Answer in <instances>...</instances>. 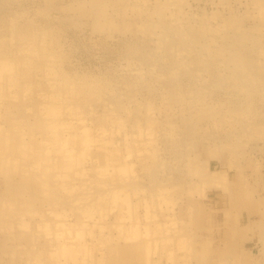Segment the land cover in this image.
<instances>
[{"label": "bare ground", "instance_id": "obj_1", "mask_svg": "<svg viewBox=\"0 0 264 264\" xmlns=\"http://www.w3.org/2000/svg\"><path fill=\"white\" fill-rule=\"evenodd\" d=\"M134 1L120 0L123 13L134 16H122V27L133 24L149 40L154 36L156 49L166 55L163 67L156 65L162 57H152L158 52L151 46L140 52L143 57L135 56L138 46L128 48L130 59L148 62L150 77H168L169 85L190 67L191 77L216 76L213 83H226L232 91L264 96V75L251 73L260 61L249 56L250 47L264 55L260 39L247 45L242 33L223 35L204 19L195 25L179 5L183 0L173 10L157 0L150 12L142 7L148 0ZM261 1L252 0L264 17ZM117 2L67 0L58 8L76 9L96 27H106L105 21L111 28L115 24L107 7L119 9ZM17 16L0 13V264H156L163 254L171 258L166 243L183 249L184 237L159 238V223L147 218L169 206L173 187L161 185L143 196L142 186L131 180L135 162L150 172L157 158V132L150 133L151 142L144 146L130 136H140L144 124L151 123L152 103L123 105V115L107 103L119 100L125 91L121 86L128 90L141 82V68L119 81L111 75H77L65 67L60 34L47 30L45 44L37 48L44 26L38 28L33 19L17 22ZM215 35H223L221 44ZM166 88L170 102L184 100L178 89ZM191 89L198 94L200 88ZM98 107L104 113L95 116ZM163 125L164 134L174 138L172 122ZM186 163L193 164L189 156ZM225 176L215 173L210 182L226 190ZM207 255L206 250L195 252L202 264H210Z\"/></svg>", "mask_w": 264, "mask_h": 264}, {"label": "rangeland", "instance_id": "obj_2", "mask_svg": "<svg viewBox=\"0 0 264 264\" xmlns=\"http://www.w3.org/2000/svg\"><path fill=\"white\" fill-rule=\"evenodd\" d=\"M46 1L1 0L0 13L18 15L17 22L33 19L35 26L46 28L45 31L44 27L38 31L39 36H49V33H44L47 30L60 34L66 57L64 64L70 72L82 76L111 75L123 80L132 75L134 77L139 72L135 68H141L142 80L152 83L148 86L145 80H140L135 86H127L128 90L121 86L125 91L119 100L107 103L112 105V111L120 115L124 113L123 105L144 100L152 103V113L148 115L151 123L144 124L140 136H130L144 146L142 144L151 142L150 133L157 132V158L150 172L144 171L139 162H135L133 167L137 173L131 180L142 186L140 191L143 196L161 185L173 187V191L170 189L169 206L161 210L155 207L154 210L160 211L153 215L149 213L147 220L159 223V238L183 236L186 245L177 249L172 241L166 243L165 248H172L168 251L171 258L163 254L157 258L156 264H202L195 258V252L202 250L207 251L210 264H264V96L232 91L233 87L226 83H213L216 76H207L202 80L191 77L190 67L181 71L179 80L171 79L169 85L165 82L168 77H150L151 72L146 71L148 62L130 59L128 48L138 46L135 56L143 57L140 52L151 46L153 51L158 52L152 57H162L155 61L156 65L164 64L163 67H166V55L160 52V48L156 49L154 36L149 40L150 35L136 32L133 24L122 27V16L131 19L134 16L131 17L129 12L123 13L124 2L120 0L117 2L119 9L107 7L112 16L109 21L115 24L111 28L105 21L102 25L106 27H96L91 17L80 16L76 9H59L60 4L67 0ZM155 1L148 0V4L145 1L142 7L150 12ZM158 1L169 5L170 10L178 3V0ZM134 2L140 3L137 0ZM181 2L179 5L195 25L204 19L218 26L223 35L242 33L246 37L245 44L251 45L260 39V44L264 45V17H261L252 0ZM261 3L264 6V0ZM46 36L38 37L37 48L45 44ZM222 36L215 35V41L221 44L224 40ZM250 49L251 59L260 61L253 64L251 73L264 75V55L259 56L255 47ZM143 54L146 58L149 56ZM128 60H132L133 64L130 65ZM199 71V74L204 72ZM172 86L184 99L180 105L170 102L166 96V87ZM193 86L200 88L198 94L192 91ZM189 88L191 90L187 92ZM103 110L98 107L94 115L103 114ZM242 112L247 115L241 116ZM123 119L128 120L126 117ZM166 121L172 122L175 128L172 139L164 134L163 124ZM124 129L127 127L124 126ZM116 136L119 137V134ZM188 156L193 163L189 166L186 163ZM215 173L226 175V190L222 185L210 182ZM235 198L236 203L233 201ZM152 223L149 224L156 225ZM181 253L185 254L184 259L179 256Z\"/></svg>", "mask_w": 264, "mask_h": 264}]
</instances>
